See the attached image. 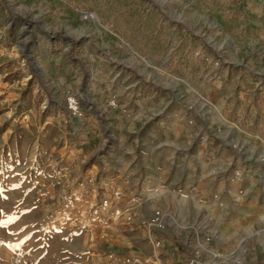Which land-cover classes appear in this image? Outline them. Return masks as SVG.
<instances>
[{
  "label": "crops",
  "instance_id": "0c3cea01",
  "mask_svg": "<svg viewBox=\"0 0 264 264\" xmlns=\"http://www.w3.org/2000/svg\"><path fill=\"white\" fill-rule=\"evenodd\" d=\"M256 4L264 15V0H211L219 47L235 42L233 19L246 21L247 5ZM39 40L41 53L30 61L24 90V99H31L20 110L31 120L22 123L35 131L32 142L39 149L32 185L53 195L69 190L75 177L80 185L73 192L89 201L121 189L117 204L135 215V225L120 222L112 235L91 232L98 254L114 242L107 253L148 264H249L253 258L264 264V100L249 109L234 106V117L222 122L211 101L161 84L150 87L147 76L122 59L87 52L79 60L73 51L79 43L57 32L43 31ZM166 64L164 58L156 65ZM253 75L261 85L252 87L264 97V64ZM248 79H231L230 95L251 96L238 84ZM70 91L80 93L84 115L67 109ZM22 168L7 173L2 184L16 200L27 190ZM156 209L164 212L167 228L153 235L141 221Z\"/></svg>",
  "mask_w": 264,
  "mask_h": 264
},
{
  "label": "rangeland",
  "instance_id": "374dc122",
  "mask_svg": "<svg viewBox=\"0 0 264 264\" xmlns=\"http://www.w3.org/2000/svg\"><path fill=\"white\" fill-rule=\"evenodd\" d=\"M260 6L247 5L246 21L233 19L235 42L225 49L213 39L211 0H0V264H109L103 255L116 246L113 242L99 254L93 249L97 242L92 231L113 232L100 221L104 213L99 195L89 201L87 194L73 192L78 179L72 177L69 190L53 195L32 185L39 149L32 142L35 131L22 123L31 120L20 110L31 99H24V90L30 61L41 53L39 34L71 37L79 43L73 45L79 60L87 52L122 59L146 75L150 87L161 84L209 100L211 110L225 122L234 117V106L249 109L264 100L253 75L264 64V45L257 40L264 35ZM164 58V67L156 65ZM237 74L252 76L238 83L251 93L245 99L228 92L227 84ZM82 108L84 115L83 103ZM18 166L23 167L27 190L16 200L2 184ZM120 224L135 225L124 220ZM257 263L249 259V264Z\"/></svg>",
  "mask_w": 264,
  "mask_h": 264
},
{
  "label": "built area",
  "instance_id": "2783aa9c",
  "mask_svg": "<svg viewBox=\"0 0 264 264\" xmlns=\"http://www.w3.org/2000/svg\"><path fill=\"white\" fill-rule=\"evenodd\" d=\"M116 103V97H113L111 104L116 105ZM66 105L71 115H83L82 97L79 92H69L66 95ZM123 197L124 192L121 189H114L111 193L105 194L100 198V208L104 213L100 217V221L103 225L115 229L123 219L129 223L134 221L135 215L132 209L124 208L117 204ZM141 224L153 235L158 232H163L167 228L165 214L160 209H156L152 214L144 218ZM155 244L157 246L161 245L160 237L155 236ZM106 258L109 264H148L147 261H143L138 257L115 252L107 253ZM15 262L20 263L21 259H17Z\"/></svg>",
  "mask_w": 264,
  "mask_h": 264
}]
</instances>
